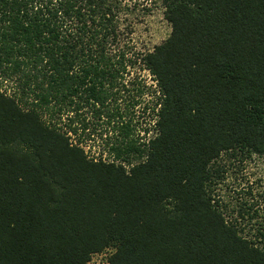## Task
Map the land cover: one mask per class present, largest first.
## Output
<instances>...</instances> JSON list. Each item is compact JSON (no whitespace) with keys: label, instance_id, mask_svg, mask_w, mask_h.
<instances>
[{"label":"trees","instance_id":"trees-1","mask_svg":"<svg viewBox=\"0 0 264 264\" xmlns=\"http://www.w3.org/2000/svg\"><path fill=\"white\" fill-rule=\"evenodd\" d=\"M158 6L171 34L134 51ZM238 155L264 162V0H0V264H264V193L217 198Z\"/></svg>","mask_w":264,"mask_h":264},{"label":"rangeland","instance_id":"rangeland-1","mask_svg":"<svg viewBox=\"0 0 264 264\" xmlns=\"http://www.w3.org/2000/svg\"><path fill=\"white\" fill-rule=\"evenodd\" d=\"M131 24L134 30V34L131 36L132 46L135 48L134 51L140 53L153 50L155 46L161 44L171 34V25L165 20L163 10L159 6L147 17H143L138 9L137 16L131 20ZM132 77L143 78L148 87L155 85L152 76L147 71L137 69ZM152 90L150 88L149 92L143 96V104L139 106L142 112L140 122L143 127L140 129V137L143 141L149 139L153 133L151 105L154 93H152ZM147 129L150 130V134H146ZM90 134L82 138L85 141V149L89 154L96 158L111 159L109 145L113 140L110 141L109 139L112 133L109 134L103 127H98L96 133L90 131ZM220 165L223 168L224 180L216 188L217 198H220L227 205V211L230 214H232V210H237L238 202L248 201V203L258 202L262 204L264 162L261 158L256 155L247 159L242 155L231 159L225 156L220 160ZM249 192H252L253 196L250 197Z\"/></svg>","mask_w":264,"mask_h":264},{"label":"built area","instance_id":"built-area-1","mask_svg":"<svg viewBox=\"0 0 264 264\" xmlns=\"http://www.w3.org/2000/svg\"><path fill=\"white\" fill-rule=\"evenodd\" d=\"M112 253H113V250H107L102 253H96L92 256L88 264H110L109 258L112 255Z\"/></svg>","mask_w":264,"mask_h":264}]
</instances>
